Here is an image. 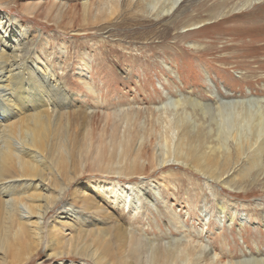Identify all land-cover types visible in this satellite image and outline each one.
Here are the masks:
<instances>
[{"label":"bare ground","instance_id":"6f19581e","mask_svg":"<svg viewBox=\"0 0 264 264\" xmlns=\"http://www.w3.org/2000/svg\"><path fill=\"white\" fill-rule=\"evenodd\" d=\"M163 1L90 0L77 19L106 21L126 5L168 15L182 0H169L164 8ZM253 2L244 1L239 11ZM12 4L16 0H0L1 6ZM51 4L56 22L75 21L76 15ZM217 6L228 7L223 1ZM31 29L0 11V264H264L256 258L226 262L192 235L182 242L146 240L124 213L136 211L149 182L106 183L115 181L109 177L150 180L151 172L178 164L213 183L223 180L233 191L245 190L264 176L261 101L229 102L232 124L225 121L229 108L191 97L113 115L88 112L74 105L67 78L35 51ZM153 201L147 202L156 208ZM170 222L180 225L175 214Z\"/></svg>","mask_w":264,"mask_h":264},{"label":"rangeland","instance_id":"374dc122","mask_svg":"<svg viewBox=\"0 0 264 264\" xmlns=\"http://www.w3.org/2000/svg\"><path fill=\"white\" fill-rule=\"evenodd\" d=\"M86 1L16 0L9 7L0 5L1 12L32 27L35 51L55 66L60 78H67L77 107L113 115L191 97L229 108L225 121L232 124L234 105L229 102L254 97L264 106V0H252L254 4L241 11L246 0H182L162 16L156 15L161 9L151 14L149 6L142 10L126 5L106 21L79 22ZM168 1L160 5L164 8ZM222 1L227 9L217 6ZM51 3L61 5L66 15H76L75 21L56 22L57 8ZM30 7L37 11L30 14ZM211 15L213 20L197 24ZM108 179L115 181L106 183L116 185L149 182L135 214L122 209L128 225L146 240L182 242L192 235L200 237L208 251L226 256V262L264 259V176L240 191L178 164L151 172L150 180ZM158 185L162 187L155 189ZM152 198L158 200L156 208L147 202L155 203ZM174 214L180 219L177 227L170 222ZM229 216L234 217L231 222Z\"/></svg>","mask_w":264,"mask_h":264}]
</instances>
